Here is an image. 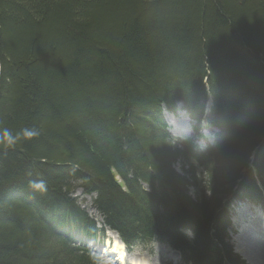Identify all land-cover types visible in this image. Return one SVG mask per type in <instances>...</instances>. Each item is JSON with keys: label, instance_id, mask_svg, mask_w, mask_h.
Instances as JSON below:
<instances>
[{"label": "trees", "instance_id": "1", "mask_svg": "<svg viewBox=\"0 0 264 264\" xmlns=\"http://www.w3.org/2000/svg\"><path fill=\"white\" fill-rule=\"evenodd\" d=\"M210 99L223 142L178 148L162 106L200 122ZM252 158L264 184V0H0V264H99L77 189L127 245L219 260L210 226L244 172L255 190Z\"/></svg>", "mask_w": 264, "mask_h": 264}, {"label": "rangeland", "instance_id": "2", "mask_svg": "<svg viewBox=\"0 0 264 264\" xmlns=\"http://www.w3.org/2000/svg\"><path fill=\"white\" fill-rule=\"evenodd\" d=\"M176 93H178V92H176ZM162 110H163L162 116L166 117L167 122L169 121L168 126H169L170 134L175 136V137L181 138V139L188 138L190 135L186 136L183 133L178 135L174 132L175 131V125H177V124L182 125L181 123L174 124V122H173V116L170 113L174 112L175 110L174 111L169 110L167 108V106H165V105L162 106ZM170 115L172 116V118L168 117ZM181 115L184 116V119L187 118L184 114H181ZM176 116L178 118H180L178 115H176ZM201 122L203 123V120H201ZM172 125H174V130H173V127H171ZM193 134L194 133H192L191 135H193ZM202 135L205 136L204 131L202 132ZM201 144L202 143H200L201 147L199 146V148L203 149L204 145L203 144L201 145ZM181 166H182L181 162H177L175 164L174 170L178 174L183 173V171L181 170ZM198 194L199 193L196 190H194L193 188L189 190V195L192 198V200L197 199ZM73 197L78 199L79 204H81L86 209V211L88 212V215L92 219L96 220V222H98V223L102 222V217L93 208V201L95 199L94 195H92V196L91 195H85L81 190L77 189L75 191V194L73 195ZM112 237L114 238L115 236L112 235ZM241 237H242V239L240 240L241 243H243L244 245L250 244V242H248V240H246L245 237H243V236H241ZM108 241H109V238L106 240L105 244L102 245L103 242L101 240L98 242L97 247H91V249L94 252L102 255L101 256V259L103 261L102 264H118L116 259H118L120 262H123L122 264H140L139 262H140L141 258L146 259L149 262V264H182L181 261L179 260V257L177 256V253H175L173 250H171L167 246H165L163 244L159 245L158 243L139 244V245L134 246L131 249L127 248V252L124 254L123 260L121 261V259L119 258V255H117V254L112 255V256H115L116 258L109 256V255H111V249L109 252L110 242H108ZM261 243L259 245L262 247ZM259 245H257V246H252V245L250 246L249 245L248 250L246 249L245 257L240 254L241 258L246 262V264H264V260L261 259L262 254H259V259H260L259 262L254 260L255 258L249 257L250 249L254 248V247H258ZM103 253L105 254L104 256H103Z\"/></svg>", "mask_w": 264, "mask_h": 264}, {"label": "bare ground", "instance_id": "3", "mask_svg": "<svg viewBox=\"0 0 264 264\" xmlns=\"http://www.w3.org/2000/svg\"><path fill=\"white\" fill-rule=\"evenodd\" d=\"M189 27V26H188ZM207 107V105H206ZM241 109V108H240ZM166 116V115H165ZM178 116L180 118H178L176 115H173V122L174 124H177V123H181L182 125L180 124H177L175 125V133L180 135V134H184L186 136H189L191 135V129L189 127V121L187 119V122L188 124H186V121L184 120V116H182L181 114L178 113ZM169 118H172V116H168ZM167 117V118H168ZM169 122V121H168ZM234 124V123H233ZM171 127H173V130H174V125H172ZM232 127V126H231ZM175 134V135H176ZM139 140V139H138ZM242 143V142H241ZM143 170V169H142ZM145 172V171H144ZM96 213V212H95ZM98 219V218H97ZM100 219V218H99ZM99 221V220H98ZM241 240V239H240ZM244 240V239H243ZM247 240V239H246ZM249 242V241H248ZM262 244V243H261ZM251 246V245H250ZM109 252H110V249H109ZM119 255V258L121 259V261L123 260V257H124V254H125V250H124V246L122 244H120L117 239L115 240V245L113 247V249H111V255ZM249 254V253H248ZM259 254H262L261 255V259L264 260V243L262 245V247H259V248H253L250 250V255L249 257L251 258H255L254 260L258 261L259 262ZM177 259V258H176ZM140 264H149V262L146 260V259H143L141 258L140 259Z\"/></svg>", "mask_w": 264, "mask_h": 264}, {"label": "clouds", "instance_id": "4", "mask_svg": "<svg viewBox=\"0 0 264 264\" xmlns=\"http://www.w3.org/2000/svg\"><path fill=\"white\" fill-rule=\"evenodd\" d=\"M23 135L25 136V138H32L33 136L38 135V133L35 132V131H32V130H25L24 133H23ZM14 143H15V140L12 139L11 137H7V134H6V143H5V146L11 147ZM31 187H33L36 190H39L40 192L46 191V186H45V184H44L43 181H40V182H32L31 183Z\"/></svg>", "mask_w": 264, "mask_h": 264}]
</instances>
